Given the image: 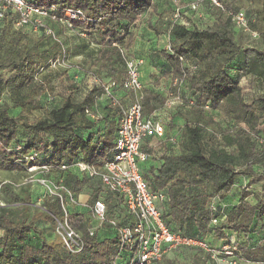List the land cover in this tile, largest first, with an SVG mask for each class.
Listing matches in <instances>:
<instances>
[{
    "label": "trees",
    "instance_id": "16d2710c",
    "mask_svg": "<svg viewBox=\"0 0 264 264\" xmlns=\"http://www.w3.org/2000/svg\"><path fill=\"white\" fill-rule=\"evenodd\" d=\"M26 1L40 7L53 6L58 16L66 9L83 13L86 18L83 22L53 23L51 27L57 35L66 30L76 36L83 33L99 37L97 47L90 49L87 41L82 40L80 48L89 49L86 53L89 64L96 68L94 75L100 81L101 73H105L107 79L102 82L121 81L125 77L128 59L125 52L138 44L136 23L154 3V0ZM258 2L260 8L256 13L253 9L244 11L251 31H258L256 22L264 27V0ZM232 5L227 2L224 11L206 6L203 20L208 22L200 25L171 26L168 22L166 29H161L157 21L148 24L154 34L165 33L171 38L170 51L164 49L160 53L166 65L164 75L187 78L192 97L186 104L194 120L183 125L181 134H176V130L168 136L165 126V135L158 141L164 143L167 152L157 160L152 147L144 144L142 148L149 159L141 164L140 171L153 191L161 190L166 195L159 208L170 232L205 241L219 251L227 246L236 260L264 264V49L240 46L239 28L228 14L239 9ZM167 8L172 11V4L167 3ZM16 19L14 13H9L0 20V173L19 172L28 176L27 168L33 164L49 167L46 177L61 181L75 199L80 201L79 196L88 184L87 204L102 199L110 219H115L119 226L130 224L121 199L98 181L91 184L93 179L80 173L75 165L83 162L98 169L111 158L122 111L132 102L124 105L125 99L131 95L118 91L119 105H112L104 97L100 101L101 82L92 86L80 102H74L73 93H69L56 106L46 93L51 89L47 85L48 76L44 77L46 82H35V75L62 57V44L33 34L28 28H15ZM27 37L38 41L33 45L24 43ZM142 55L136 49L134 56ZM191 66H196L197 71L190 70ZM231 71L261 80L262 93L251 104L243 102L239 78ZM3 72H9L10 76L5 79ZM5 86L13 89L17 109L14 114L9 112L13 107L1 100ZM142 95L144 116L155 115L166 101L152 91L143 89ZM43 102L50 107L42 117L30 121L33 112L45 107ZM86 109L98 112L100 120L91 121L85 115ZM218 109L233 124L220 126L218 144L209 145L206 142L210 128L217 126L213 119ZM171 138H175V145L170 144ZM33 155L36 159L31 161L29 157ZM153 160L156 165L146 167ZM61 165L67 168L61 170ZM44 174L39 172L37 176L42 178ZM0 186L4 194V204L0 206V264H110V257L117 254L116 230L105 223L114 230V237L99 240L95 232L89 236L83 226L84 215L89 212L83 209L78 213L74 206L68 207L67 212L75 220L73 227L81 231L84 246L80 253L69 254L59 238L54 240L47 234L55 220H63L58 198L49 196L39 185L36 190L23 187L20 192H15L10 184ZM250 196L254 197L253 202ZM213 201L217 204L215 211L210 208ZM213 218L218 220L216 225L211 223ZM204 254L206 262L210 261V254Z\"/></svg>",
    "mask_w": 264,
    "mask_h": 264
},
{
    "label": "built area",
    "instance_id": "2783aa9c",
    "mask_svg": "<svg viewBox=\"0 0 264 264\" xmlns=\"http://www.w3.org/2000/svg\"><path fill=\"white\" fill-rule=\"evenodd\" d=\"M227 2L229 0H172L171 26L174 24L191 26L181 21L184 10L192 14L195 20L203 19V9L206 6L224 11ZM9 13H14L17 16L14 24L15 28H28L33 34H42L56 42H59L58 35L51 24L67 25L72 21L83 22L86 20L80 10L66 9L62 16H58L53 6L50 8L35 6L27 3L26 0H0V20L4 19ZM228 14L235 27L250 31L244 11L239 10ZM251 34L254 35L252 31ZM78 36L84 37L85 35L82 33ZM111 46L117 47V44L111 43ZM165 49L170 51V46H165ZM63 57L64 51L62 57L52 62L50 67L61 66ZM142 64V58H128L125 61V77L121 81L108 80L101 84L102 97L109 99L112 105H119V100L115 96L118 91L133 97L132 102L122 111L111 158L98 169L83 162L75 165L80 173L98 181L108 192L116 194L121 199L122 205L130 217V224L119 226L115 219H110L107 206L102 199L95 200L91 205L81 203L75 199L71 191L65 188L61 181H52L46 177L49 167H39L36 164L29 166L27 173L31 176L26 181L27 184L38 182L45 193L59 199L63 220H55V224L57 225V234L60 237L61 246L69 254L80 253L84 246L81 234L71 225L67 212L68 207L74 206L86 209L92 219L97 220L100 225L108 223L116 230L119 249L116 255L110 257V264H156L170 252L182 249H197L203 253H209L216 263L223 259L215 258L222 253L229 256L233 264H236V262L249 264L234 259L227 246L221 248L222 252L212 249L205 241L170 232L163 222L159 207L165 203L166 195L161 190L153 191L140 171L141 164L149 159V155L143 150L142 146L147 141L149 143L158 141L165 135V125L160 119H157L155 115L144 116L142 113L141 100L144 88L141 72ZM189 69L192 70L195 67L191 66ZM181 82L182 79H172L173 86H178ZM94 83L97 84L99 81L94 79ZM180 104L179 97L173 96L165 101L164 107L170 108ZM204 108L208 109V105H205ZM85 115L93 122H98L101 118L98 112L91 109H86ZM169 141L171 145H175V138H171ZM29 159L34 161L36 155L29 157ZM66 168L65 165L60 167L61 170ZM35 170L38 173H45V176L33 180L32 172ZM7 183L9 182L4 181L1 185ZM216 206L217 204L213 201L210 207L211 210L215 211ZM211 223L216 225L218 220L213 218ZM87 231L89 236L94 234L93 228H88Z\"/></svg>",
    "mask_w": 264,
    "mask_h": 264
},
{
    "label": "rangeland",
    "instance_id": "374dc122",
    "mask_svg": "<svg viewBox=\"0 0 264 264\" xmlns=\"http://www.w3.org/2000/svg\"><path fill=\"white\" fill-rule=\"evenodd\" d=\"M172 0H154L153 6L146 12L145 15H142L138 22L136 23V43L133 48L125 52L127 58L135 57L136 49L137 53L142 55L143 64L141 66L142 72V82L143 89L146 91H152L153 93H158L162 97L171 98L173 96H178L181 105L180 106H171L170 108H165L162 106L160 109L156 110L155 116L157 119H160L164 125H167L168 136L175 134L174 132L177 130L178 134H181L182 127L186 123H191L194 120V115L192 114L191 108L186 104L188 99H191L192 93L189 89L187 78L182 79V82L178 86H173L172 77L164 75L166 70V65L164 60L161 57V51L165 49V46H171V38L168 34H154L153 30H151L148 26L149 23L153 24L157 21V25L161 27V29H166L168 22H170L172 11H167V3L171 4ZM231 4H233L236 8L241 11H245L247 9H253L255 13L259 10L260 5L258 0H229ZM180 4V3H179ZM183 6V4H180ZM232 5V6H233ZM184 15L182 16L181 21L184 24L192 25L199 24L201 22H208L203 19H196L190 14L188 11H183ZM256 26L258 31H252L254 33L251 34V28L249 30L238 29L239 33H237L238 42L242 48H253L257 50L264 49V27L261 23L256 22ZM85 38L78 37L70 31L62 30L58 34V40L62 44L64 50L63 63L61 66L49 67L43 70H40L35 75V82L44 81V77L48 76V87L51 88L46 93L50 95L54 99V104L56 106L60 105L62 101L69 95V93H73L74 102H80L86 92L94 85V79H97L99 83L102 80H106L105 73L102 72V80L100 81L95 75L94 72L96 70L95 67L89 64V58L86 53H88L89 49L80 48L82 44V40L87 41L89 48H95L100 41L99 37L93 35H85ZM38 40H35L32 37L24 38V43H29L33 45ZM48 41H45L47 44ZM44 43V44H45ZM166 50V49H165ZM197 67L192 69L193 72H196ZM233 76H238L239 86L241 89L240 95L245 104H251L256 98L262 93V85L261 80L253 77L243 75L242 72L234 71L232 72ZM5 79L10 76L9 72H3ZM97 83V84H99ZM72 87H76L77 90H71ZM44 99V98H43ZM2 103L12 106L13 108L9 111L10 114H14L17 112V109L14 108L16 105V101L14 100L13 89L9 86H5L2 91ZM133 100V97L130 96L128 99H125L124 105H128L129 102ZM45 106L41 110H37L33 112L30 116V121H36L38 118L42 117V114L45 112L47 107H50L49 103L43 102ZM208 114V113H207ZM214 123L217 126L214 128H210V135L207 139L209 145L218 144L219 142V131L227 125H232L233 122L229 121L228 116L221 110L218 109L215 112ZM221 126V127H220ZM240 127H244L243 123H240ZM208 145V146H209ZM152 153L157 154L158 156L163 155L167 152L164 143L161 141H153L152 142ZM159 153V154H158ZM33 173V180H37L38 171L35 170ZM30 175L26 176L25 174L19 172L12 173H0V185L2 182L7 181L15 192H20L23 187H27L30 190H36V185H39L38 182H27L30 179ZM96 180H93L94 184ZM87 185L83 188L82 193L84 194L81 197V203H86L88 196L85 194L87 190ZM1 188V186H0ZM252 191V189H250ZM254 197L250 196L249 200L253 202ZM84 201V202H82ZM4 204V194L0 189V206ZM38 204V203H37ZM71 219V225L74 226L75 220ZM92 217L88 213L84 215L83 218V226L88 229L92 227ZM81 234V231H77ZM51 236L52 239L56 240L60 239L57 234V225L51 226L49 232L47 233ZM1 235V233H0ZM1 237V236H0ZM35 239V238H34ZM34 241V240H33ZM222 254V253H221ZM219 254L216 256V259L223 258L217 264H233L232 260L229 256H221ZM206 254L198 251L196 249H182L176 252H170L167 254L162 260L157 262L156 264H211L213 261L212 258L209 257L210 261L206 262ZM229 258V259H228ZM236 264H240L236 262Z\"/></svg>",
    "mask_w": 264,
    "mask_h": 264
},
{
    "label": "crops",
    "instance_id": "0c3cea01",
    "mask_svg": "<svg viewBox=\"0 0 264 264\" xmlns=\"http://www.w3.org/2000/svg\"><path fill=\"white\" fill-rule=\"evenodd\" d=\"M117 94H118L117 95V98H118V100H120V93L117 92ZM99 100L102 101L103 100V97H100ZM176 134H178V133L176 132ZM145 144H148L147 145V148H149V149L152 147V142L145 143ZM151 150H153V149L151 148ZM154 155L156 157V160L159 159L158 158L159 156L157 154H154ZM156 160H153L151 162L146 163V167L156 165V163H157ZM83 196H84V194H81L79 196L80 201H81V197H83ZM84 201H82V202H84ZM76 210H77L78 213H80V212L83 211V209L81 207H76ZM91 225H92L91 228L94 229V232H95V234H96V236H97V238L99 240H103V239H107V238H112L115 235L114 234V230L111 227L106 226V224L100 225L99 222L97 220H95V219L92 220V224ZM0 236H2V233H1Z\"/></svg>",
    "mask_w": 264,
    "mask_h": 264
}]
</instances>
